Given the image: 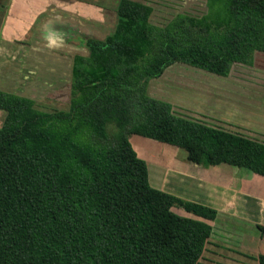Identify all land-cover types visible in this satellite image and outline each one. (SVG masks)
Returning <instances> with one entry per match:
<instances>
[{"label":"trees","instance_id":"obj_1","mask_svg":"<svg viewBox=\"0 0 264 264\" xmlns=\"http://www.w3.org/2000/svg\"><path fill=\"white\" fill-rule=\"evenodd\" d=\"M206 8L156 25L150 5L117 0L109 34L81 37L88 55L72 61L67 110L0 90V264L199 263L217 211L152 187L130 138L264 177V142L176 114L148 93L176 63L227 77L264 52V0Z\"/></svg>","mask_w":264,"mask_h":264},{"label":"rangeland","instance_id":"obj_2","mask_svg":"<svg viewBox=\"0 0 264 264\" xmlns=\"http://www.w3.org/2000/svg\"><path fill=\"white\" fill-rule=\"evenodd\" d=\"M111 1L106 0L103 6L107 9L108 7L112 8ZM139 1L153 7L150 20L156 25L167 23L179 13L200 16L207 10L206 0ZM68 7L80 14L88 15L90 13L92 19L90 23L93 25L92 33L98 35V38H102L103 34L107 32L105 27L100 28L99 34L95 32L96 28L94 27L100 22L94 20L93 16L95 17L99 13L97 10L99 8L92 5L88 6L82 1L68 5ZM58 13L59 10L51 14L44 12L40 15L31 27L34 28L31 34L34 35L35 33L34 36L39 37L36 29L45 28L46 30L48 18L55 17ZM5 16L6 14H3L1 18L3 22ZM30 18L28 16L26 22H31L32 19ZM110 18L111 16H108L106 20L108 21ZM1 20L0 31L3 24ZM24 26L27 27L28 24L19 22L18 25L9 26L8 32L13 34L10 38L14 39L13 42L15 43L11 42L0 50V89H6L7 92L34 99L38 107L44 111L67 110L70 100L72 56L69 54L62 58L61 63H58L54 57L56 54L53 53L47 39V44L44 46H49L48 50L41 54L28 51L35 37L18 34L20 30L24 31L22 29ZM8 32L6 36H9ZM79 36L82 37L81 34ZM3 38L4 36H0V40ZM148 93L155 98L171 103L176 114L264 142V53H256L255 65H233L227 77L217 76L185 64L176 63L170 66L161 77L150 81ZM4 118L5 112L0 110V126L3 124ZM139 138L151 142V145L170 148L160 152L157 150V152L153 147V152L142 153V144L137 143L135 147L133 144ZM130 141L140 158L145 162L146 160L154 161L153 163L149 161L147 164L150 183L153 186H156L153 164L158 163L162 156L165 161L172 159L179 162L180 160H174L175 157L172 156L176 151V157L180 159L186 157V152L183 149L142 136L132 135ZM170 182L171 187L176 186L174 179H171ZM177 211L183 214V212Z\"/></svg>","mask_w":264,"mask_h":264},{"label":"crops","instance_id":"obj_3","mask_svg":"<svg viewBox=\"0 0 264 264\" xmlns=\"http://www.w3.org/2000/svg\"><path fill=\"white\" fill-rule=\"evenodd\" d=\"M78 1L99 8L97 9L99 13L93 18L100 22L94 27L96 28L95 32L99 34L102 27L107 29L102 38H98V35L92 33L93 25L90 23L92 19L88 10L89 14L84 15L72 11L73 9L68 7V5H73ZM105 1L0 0V20L3 14H6L4 22L1 20L3 24L0 36H4V38L0 40V50L14 41L10 38L13 34L8 32L9 26L18 25L21 22L28 24V26L22 27L24 31L20 30L18 34L35 37L28 51L41 54L43 51L48 50L49 46H44L48 42L52 47L51 49H53V53L56 54L54 57L58 63H61L62 58L69 54V56H72V61L75 56H86L88 50L84 47L79 34L82 37L94 36L103 39L116 24L117 15L112 8L108 7L107 9L103 6ZM111 2L113 6L117 0ZM57 10H59L57 16L48 18L46 30L45 28L38 30L35 28L39 37L34 36L35 33L34 35L31 34L34 29L31 27L40 15L44 12L51 14L57 12ZM28 16L31 17V22H26ZM108 16H111V18L107 21ZM7 32L9 36H6ZM75 43L77 44L75 45ZM256 53L254 54L253 65H255ZM0 90L7 92L6 89ZM137 143L142 144V153L153 152L154 148L159 152L170 148L159 147L152 143L153 146L151 142L140 138L133 142L134 147ZM175 153L176 151L172 156L176 158L174 160H180L179 162L172 159L165 161L163 160L164 157L158 153L162 158L158 160V163H155L157 165L153 164L156 186L150 184L158 190L175 196L179 195L180 198L209 206L217 211L215 220L211 222V236L198 264H259L257 257L264 255V177L228 164L208 168L194 163H192L194 165H190L191 162L187 161L186 157L180 159L175 156ZM149 161H152L150 163L154 162L153 160H146V164ZM148 175L150 182L149 170ZM171 179L175 180V187H171Z\"/></svg>","mask_w":264,"mask_h":264},{"label":"flooded vegetation","instance_id":"obj_4","mask_svg":"<svg viewBox=\"0 0 264 264\" xmlns=\"http://www.w3.org/2000/svg\"><path fill=\"white\" fill-rule=\"evenodd\" d=\"M92 37H94V36H92ZM95 38V37H94ZM98 39V38H97Z\"/></svg>","mask_w":264,"mask_h":264}]
</instances>
